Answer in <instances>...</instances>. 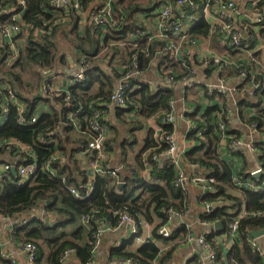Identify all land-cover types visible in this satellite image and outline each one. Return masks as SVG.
I'll return each instance as SVG.
<instances>
[{
    "label": "trees",
    "instance_id": "16d2710c",
    "mask_svg": "<svg viewBox=\"0 0 264 264\" xmlns=\"http://www.w3.org/2000/svg\"><path fill=\"white\" fill-rule=\"evenodd\" d=\"M26 1L28 10L24 21L33 23L35 30L23 45L17 46L18 55L14 64H6L9 51L0 44V102L7 99V90H10L14 98L24 105V117L36 118L35 123L20 125L16 107L9 102L6 121L0 126V154H16L25 159L21 165L34 162L37 166L36 175L20 187L15 185L17 178L12 173L0 181V217H28L26 224L17 225L19 222L15 221L11 237L18 243L36 245L35 264H66L72 257L79 264H91L94 258L91 252L93 235L100 226L119 227L123 216L133 220L137 226V234L131 236V240L135 236H143L140 223L149 226L153 239H163L157 234L158 230L167 225L174 215L187 214L191 205L184 186L176 185L177 170L172 159L160 162L169 148L164 138L176 132L175 125L163 122L171 112L170 103L177 100L176 91L164 84L153 88L147 84L151 81H144L137 76L130 79L124 91L123 106L110 107V97L116 87L114 79H119L120 75L116 72L113 76L108 75L95 59H98L99 46H103L109 48L104 57L105 62L111 63L118 57L119 67L129 64L131 69L143 74L154 64L163 78L171 74L178 79L186 76V68L180 62L163 56L156 57L154 52L160 44L158 41L150 42L147 35L139 36L137 32L144 31V16L151 11V7L156 8L158 2L171 3L175 0H126V4L125 0H117L115 9L120 21L115 27L109 28L101 42L99 29L86 25L80 30L79 21L73 13L69 24L42 28L49 16L42 12L39 0ZM214 1H202L198 13L206 4L210 6ZM255 8L261 16L260 34L264 36V0L257 1ZM183 9L192 14L184 6ZM138 14H142L143 18L140 16L138 20ZM219 31V27L212 28L204 18L199 17L189 28L188 36L190 40L206 39L220 35ZM58 34L61 39L69 40L72 49L81 53L80 58H84L86 70L83 80L52 99L42 93L45 79L42 72L47 71L55 78L67 77L69 67ZM250 43H247L249 48L252 47ZM241 54L231 53L237 58H242ZM262 54L261 51L251 54L234 67V72L237 75L244 72L245 79L239 88L243 90L246 87L253 93L251 98L236 100L238 117L245 126L255 124L257 132L264 137ZM25 75L31 78L26 79ZM96 86L97 90L94 91ZM212 94L220 98L222 107L216 104L195 112L192 118L197 117L194 121L203 132L200 136L192 133L186 135V140L193 144L184 154L185 162L195 169L192 174L202 177L211 188V192L200 193L196 198L197 204L204 207L198 216L200 222L211 226L217 222L221 224L219 231L209 230L204 234V239L215 253L212 264H264L263 254L250 243L252 231L264 232V188L251 191L234 185L233 168L221 159V137L216 125L218 114H225L229 110L221 95L216 92ZM66 96L68 100H65ZM43 104L47 105V110L40 108ZM247 109L254 110V113L247 115ZM100 110L103 115L98 116V120L106 124L109 135L105 142L108 155L105 163H109L113 169L121 166L113 165L109 154L114 151L113 143L118 134L116 126L109 119L111 111L118 123L120 119L126 125L127 133L140 129L148 119L156 120L159 133L152 130L148 132L132 167L121 164L122 168L114 178L96 174L90 179L87 167L95 158L85 151L93 136L90 122ZM130 113H134L133 118L128 117ZM233 131L230 123L226 122L225 135L235 137ZM51 133L53 143L40 141V137L49 141ZM12 143L30 148L33 157L20 152ZM259 149L264 151V145L261 144ZM154 155L158 159H154ZM55 156L57 159L54 160ZM47 164L55 172L54 176L43 170ZM122 169L127 173H121ZM145 170H149L148 176L142 174ZM250 172L242 170L239 173L244 180L258 185L259 180L251 176ZM89 182L91 190L85 197ZM119 183L123 184L122 189H118ZM72 189L78 193V197L71 193ZM40 212L44 213L43 220L39 219ZM83 218H88L86 225L82 224ZM235 220L238 223L235 241L224 253L219 243H216V238L226 234ZM173 233V237L181 233L186 235L183 226ZM131 243L123 242L120 247L112 248L110 257L129 260L132 264H170L175 249V246L170 247L160 254V248L148 239L134 251H126L125 247ZM186 264L202 262L198 257H193Z\"/></svg>",
    "mask_w": 264,
    "mask_h": 264
},
{
    "label": "built area",
    "instance_id": "2783aa9c",
    "mask_svg": "<svg viewBox=\"0 0 264 264\" xmlns=\"http://www.w3.org/2000/svg\"><path fill=\"white\" fill-rule=\"evenodd\" d=\"M116 1L117 0H39V6L42 12L46 13L49 16L48 20L43 22L42 28L48 27L49 29H51L56 24H69L71 21V13H73L79 21L80 30H82L86 25L99 29L100 33L98 37L101 42L107 34L109 28L115 27L117 25V22L120 21L118 19V14L115 9ZM205 1L208 0H175L171 3L158 2L156 8L155 6L151 7V11L144 16V31H137L139 36L147 35L148 41L154 42L155 40L160 43L154 52L156 57H167L169 60L180 62V64L183 65L184 68H186L187 75L184 77H180V79H178V77L173 74L165 78L161 77L158 74L163 84L174 91H176L177 88L181 85L184 88H190V82L195 79L194 69L191 64V61L189 60V57L182 58L179 56V53L183 45H196L195 40H190L188 36V31L191 27V24L197 21L199 17L204 18V20H206L212 28H220V35L218 36L219 38H221V42L225 47L226 55L224 58L226 59L213 61L207 60L203 62L208 66H212L213 68L215 67V70H218L220 76L223 74V67L225 68L226 66L232 65V63H230V59L232 56L231 53L240 52L243 54L244 51L247 50V43L250 40H245L240 34V32L233 28L232 24L229 21L230 16L237 12V6L234 4V1H220L221 9L215 11V22L211 20L212 16H210L208 13L209 9L211 8V5L209 6L208 4H206V6L203 7L201 12L198 13L199 5L204 3ZM257 1L259 0L250 1L252 12L251 25L256 24L257 27H260V29L262 30V26L259 25L261 23V16L258 10L255 8ZM215 3L216 2H214V4ZM183 6L188 9L192 14L186 12L183 9ZM27 10L28 2L26 0H0V44L2 46H5L6 49L9 51V54L6 56L7 65L14 64L13 62L15 61L16 56L18 55L17 46L23 45L24 41L29 36V34H31L33 30H35V25L33 23H28L24 21V15ZM252 39H255V37L252 36ZM259 42V50L264 51V36H261ZM80 54L81 53L79 51L75 50L74 56H70L68 58L69 67L66 71L68 73L66 78L68 79L67 81L69 83V87L76 84L77 82H80L84 78L83 72L86 70L84 64L85 60L84 58H80ZM134 67L136 69V64H134ZM121 73L122 75L117 80L113 95L110 97V102L108 104V106L110 107H122L124 104V91L126 88H128L130 79L136 78L137 76H139L140 78L143 77V73L134 71L133 69H131V65L129 64L122 66ZM42 75L45 78L42 87L43 95L53 99L59 97L61 93H65L67 91H61L59 89L56 90L53 88L52 83L57 78H55L51 73L43 71ZM238 79L239 84L242 85L245 79L244 72H240L238 74ZM147 84H149L151 87L153 86L154 88L152 82H148ZM253 88H255V86H253ZM228 90L231 91L232 89ZM228 90L224 88L222 84V79H220L219 84L214 89H209L207 91V96L200 94L198 101L201 104V101L204 100L205 107H208L209 104L214 105V103H211L210 99L212 98L214 99V102H218L219 97L213 96L212 93L216 92L222 97H226ZM7 91V99L4 102H0V126L6 121L8 115L9 102L16 107V111L18 114V123L20 125L35 123V117H32L31 119H26L24 117V105L14 98L10 90ZM243 91L247 98L252 97L253 93L246 87L243 88ZM65 98V100H68V96H66ZM177 102L178 100H173L170 103L171 112L167 114L166 117L163 119L164 123L175 125L177 119ZM196 111V107H186L184 113L195 115ZM101 115H103V112L101 110L97 111L90 122V128L93 132V136L88 142L85 152L91 154V156L95 158V161L90 163V165L87 167V174L89 178L90 176L96 174L114 178L120 171V168L113 169L109 165V163H105V160H108V155L105 151V142L108 138V128L106 124L98 120V116ZM128 115V117L130 118L134 115V113H130ZM195 119H193L192 117L188 118L184 130L185 135H187L188 133H192L195 136H200L202 134L203 129L197 125V123L194 121ZM226 122L229 123L228 111L225 114H218L216 125L220 133L221 145L226 147L231 154H234L237 150H241L242 142L241 140L234 139L232 136L228 137L225 135ZM246 128L250 132L252 139L249 143H244V146H246V149L249 152L256 156L258 153L257 150L259 146L261 144L264 145V137H261L260 134L257 132L255 124L248 125L246 126ZM158 133L159 129L157 130V134ZM50 137L51 139L49 141L45 140L43 137H40V141L42 143L51 144L53 143L52 133L50 134ZM163 141L169 145V148L166 151L165 155L171 157L177 170L176 185L184 186L185 184H193L203 192H211V188L205 183L202 177L195 174H185L178 167V165L180 164V160L183 158V155L179 151L176 134L166 136ZM15 146L20 152H24L25 154H27L26 150H30L31 154H29V157H33V152L30 148H24L19 144ZM262 154H264V151ZM153 158L158 159L156 155H154ZM55 159H57L56 156L54 157V160ZM260 161H262V159H260L259 162ZM225 162L229 164L231 160H225ZM12 168H15L16 170L15 175L17 181L15 182V185L19 187L27 183L33 176L36 175L37 172V166L34 162L28 163L26 165L20 164L17 166L12 164H1L0 181L5 178L7 174L11 173ZM43 170L50 176L55 175V172L50 168L49 164H47L46 169ZM236 171H234L233 174V182L236 188L251 191H258L264 188V160L263 164L260 167L251 170L250 172L251 176L259 175V178L256 179L259 180L258 185H255L249 180H244L243 176L240 175L239 171ZM90 190L91 186L89 182L85 197L88 195ZM71 193L75 197H78V193L74 189L71 190ZM43 218V215L39 216V219L43 220ZM16 222H19L17 223V225H20L26 224L27 221L18 220ZM87 223L88 218H83L82 224L86 225ZM13 224L15 225L16 223L14 222ZM121 224H125L129 227L131 236L137 234V226L135 222L130 218L123 216L121 218ZM140 225L143 231L149 228L146 223H140ZM104 227L105 226H100L92 237L91 252L93 253V255L101 244ZM209 227H211V225H209ZM237 228L238 223L237 220H235L229 226V230L226 234L220 235L216 238V243H224L225 241L234 242ZM158 234L163 237H168V232L164 228L158 230ZM191 239V236H189V240ZM140 240L141 237L139 236L133 237V241L135 243H139ZM198 242L199 245L205 249L209 260L212 262L215 258V253L211 246H209L205 242L204 235L198 239ZM251 245L256 247V245ZM19 250L25 256L26 264H35L37 259V247L34 243H20ZM258 250L260 251L259 248ZM2 257L3 259L6 258V260H12V257L10 256L2 255ZM64 260H66V258ZM110 264L132 263L129 260L116 259L115 261H111Z\"/></svg>",
    "mask_w": 264,
    "mask_h": 264
},
{
    "label": "crops",
    "instance_id": "0c3cea01",
    "mask_svg": "<svg viewBox=\"0 0 264 264\" xmlns=\"http://www.w3.org/2000/svg\"><path fill=\"white\" fill-rule=\"evenodd\" d=\"M220 1L224 0L214 1L216 3L214 4L213 2L212 4L214 5L211 4V8L208 11L209 15L212 16L211 20L213 22H215V11L221 9ZM233 1L237 6V12L230 16L229 21L232 24L233 28L239 31L245 40L251 41L250 46H252L251 48H249V45L247 46L248 49L245 50L243 54H241L242 58H237L238 54L236 56H231L232 62L230 59V63H232V65L226 66L225 68L223 67V74L221 76L218 70H215V67L213 68L212 66H208L207 64L203 63L207 60L213 61L226 59L224 58L226 55V50L219 36H209L206 39L198 38L199 41L198 39L195 40L196 45H183L179 53V56L182 58L189 57L195 74V79L190 82V88H184L181 85L176 90L178 102L175 134L177 136L179 151L183 155V158L180 160V164L178 165V167L185 174H192L195 172V169L191 168V166L185 162L186 160L184 157L185 152L193 144L192 141L186 140L184 131L188 118L193 117V115L187 113L185 114L184 110L186 107H196L197 110L200 111L203 107H205L204 100L201 101V104L198 101L200 94H205L204 96H207L206 92L209 89H214L219 84L220 79H222V84L225 89H232L231 91L228 90L227 96H223L222 98L226 101V106L229 110L228 115L230 129L234 130L233 132L235 134V137H232L237 140H241L242 142L241 150H237L234 154H231L226 147L222 146L221 159H223L224 161L231 160L229 164L230 166H232L233 171L237 170L239 172H241L242 170L245 172H249L250 170H254L263 164L264 154H262L263 151L261 149L258 148V153L256 156H254L246 149V146H244V143L250 142L252 136L243 122L240 121L236 111V100L246 96L244 91L239 88L240 84L238 75L234 72V67L239 66L241 62L249 58L251 54H257L261 51L259 50L261 29L260 27H257L256 24L251 25V0ZM252 36H254L255 39H252ZM261 52L263 53L261 55V71L263 73L264 51ZM105 64L107 66H105L103 69L108 75L113 76L115 75V72L120 76L122 75V67H119L120 63H116L112 67L110 65V62H105ZM142 79H145L144 81H151L154 86L163 84L158 75V70L156 69V66L154 64L151 65V68L143 74ZM67 80L68 79L66 77H59L55 79V81L52 83L53 88L56 90L59 89L61 91L67 90L69 88V83ZM117 80L118 77L114 79L115 85L117 83ZM96 90L97 86L94 88V91ZM213 100L214 99H210L211 103H214V105L219 104L218 106L220 107L222 106L219 101L220 98L218 99V102H214ZM43 105L46 106V104ZM41 106L40 108L44 109ZM210 106L212 105L209 104L208 107ZM253 113L254 110L252 109L246 110L247 115H252ZM130 118H133V116H131ZM109 119L111 120L112 125L116 126V129L118 130L117 139L113 143L114 151L109 153L112 156V164L117 167L120 165L121 168L124 164L126 166L132 167L136 160V155H138L143 147V142L147 137L148 132H150L151 130L153 132H157L158 124L156 120L148 119L145 121L143 127L134 132L127 133L126 125L121 123L120 119L119 123L117 122L116 117H114L113 111L110 112ZM26 153L28 155L31 154L30 150H26ZM170 158L171 157H169L168 155L163 156L161 157L160 162L168 160ZM260 159H262V161L259 162ZM24 162L25 159L17 156L16 154H0V165L12 164L17 166ZM85 164L86 163H83V165ZM121 173L125 174L127 172L122 169ZM142 174L148 176L149 170L143 171ZM94 176L95 175L90 176V179H92ZM184 189L187 192L188 198L191 202L190 209L185 215L173 216L171 221L167 225L162 227L167 230L168 237L162 236L163 239L165 238L164 240L162 238H159L160 240L153 239L150 233V228H148L144 231L140 242L135 243L133 240H131L130 230L127 225L121 224L119 227H107V230L103 231L101 244L94 253V258L91 264H110L111 261H115L117 259L110 257V251L112 248H118L123 242L131 241L132 243L127 245L125 247V250L134 251L136 248L144 244L148 239H151L155 243V245L160 248V254H164L170 247L173 248L175 246L170 264H186V262L193 257H198V259L201 260L202 264H212L207 256L205 249L202 248L198 242V239L208 232L207 228L209 227V225L201 223L198 217L199 214L204 211V207L197 204L196 198L200 196V193L203 194L204 192L193 184H185ZM39 215L44 216V213L40 212ZM27 218V216H22L19 219H4L0 217V264H26V258L19 250L20 243H18L16 240H14L13 237H11V231L14 226L13 223L16 220L21 221L26 220ZM180 222H182V224H180ZM181 226H183V228L185 229L186 235L184 233H181L182 235L175 234L173 237L172 234H174V230L180 228ZM189 236H191V240H189ZM250 243L256 245V247H258L264 255V237H261L259 239L251 238ZM219 245L223 249L224 253H226V251L233 245V242H220ZM2 255L10 256L12 257V260H6V258L3 259ZM42 263L45 264L44 262ZM66 264L79 263L72 257Z\"/></svg>",
    "mask_w": 264,
    "mask_h": 264
},
{
    "label": "rangeland",
    "instance_id": "374dc122",
    "mask_svg": "<svg viewBox=\"0 0 264 264\" xmlns=\"http://www.w3.org/2000/svg\"><path fill=\"white\" fill-rule=\"evenodd\" d=\"M125 4H126V0H125ZM141 16V19L143 18V15L142 14H138L137 15V19L139 20V17ZM140 19V20H141ZM58 38L60 39L59 41H60V47H62V52H64L65 53V55H67V57L69 58L70 56H74V48L72 49V47L70 46V42H69V40H65V39H61V36H60V34H58ZM109 50V48H107V49H105L103 46H99V52H98V56H97V58L98 59H95L96 60V62H99V64H101V66H102V68H104L105 66H107L106 64H105V54H106V52ZM119 62V59H118V57H116L111 63H110V65H111V67L114 65V64H116V63H118ZM24 78H31V76L30 75H25V77ZM41 107H43L45 110H47V105L46 106H41ZM189 185V184H188ZM45 216L46 217H48V215L47 214H45ZM103 236V235H102Z\"/></svg>",
    "mask_w": 264,
    "mask_h": 264
},
{
    "label": "water",
    "instance_id": "95a60500",
    "mask_svg": "<svg viewBox=\"0 0 264 264\" xmlns=\"http://www.w3.org/2000/svg\"><path fill=\"white\" fill-rule=\"evenodd\" d=\"M169 157H170V156H169ZM15 172H16L15 168H12V169H11V173H12V174H15ZM253 177H254L255 179H258V178H259V175H256V176H253ZM117 187H118V189H122L123 184H122V183H119ZM46 203L49 204V201H47ZM208 210H211V208H208ZM180 224H182V222H180ZM212 228H213L215 231H219L220 228H221V224H220L219 222H217V223L214 224V226H212V227H208L207 230H210V229H212ZM103 230H104V231L107 230V227L105 226V227L103 228ZM263 236H264V232H263V231L258 230V231H252V232H251V237H252L253 239H259V238H261V237H263Z\"/></svg>",
    "mask_w": 264,
    "mask_h": 264
}]
</instances>
